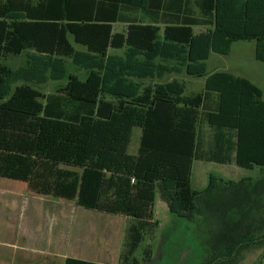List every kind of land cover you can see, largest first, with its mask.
Returning a JSON list of instances; mask_svg holds the SVG:
<instances>
[{"label": "trees", "instance_id": "1", "mask_svg": "<svg viewBox=\"0 0 264 264\" xmlns=\"http://www.w3.org/2000/svg\"><path fill=\"white\" fill-rule=\"evenodd\" d=\"M236 41L253 42L264 62V0H0V177L132 218L120 264H138L133 254L157 227L156 192L181 218L222 205L204 264H233L264 242V178L210 175L197 191L191 172L194 160L264 168L262 89L207 70L210 54ZM20 55L23 65L6 62ZM182 69L205 77L201 91L164 81ZM50 81L52 92L36 88Z\"/></svg>", "mask_w": 264, "mask_h": 264}, {"label": "rangeland", "instance_id": "2", "mask_svg": "<svg viewBox=\"0 0 264 264\" xmlns=\"http://www.w3.org/2000/svg\"><path fill=\"white\" fill-rule=\"evenodd\" d=\"M114 29L122 31L124 25L116 24ZM202 30V27L194 28L195 33ZM253 45V42L249 41H236L232 43L227 55L211 53L207 60V70L208 72L227 70L236 75L245 76L262 89L264 98V62L255 59ZM111 52L122 54L121 50H111ZM25 60V55H20L9 58L6 62L16 68L23 65ZM70 70L84 77L83 71H79L76 66H71ZM173 78L183 82L187 93H195L203 89L205 77L190 76L182 69L179 73L168 75L164 81H170ZM58 84V82L50 81L38 85L36 88L46 94L52 92ZM201 128L202 135L206 139L208 129L205 126ZM139 136L140 129L134 128L129 153H136ZM210 175L220 177L225 181L252 178L254 182L264 178V168L246 169L237 166L234 161L221 164L194 160L191 172L192 188L197 191L203 190L208 184ZM251 184L248 183L250 186ZM23 185L21 181L0 177V264H9L11 260L19 259V254H21L22 260L25 259V256L30 264H40L35 250L37 245L31 242L30 237L23 239L19 235L21 229L26 228L24 223L26 224L27 213L23 212L25 205L23 196L16 199L17 203L13 204L15 199H9L8 196L4 197L3 195V193H10L12 196L14 191L19 195V191L25 186ZM197 204L198 208L202 209L201 199L198 198ZM72 205H75L73 209ZM38 206L42 208L41 213L38 215L31 213L28 220L29 228L31 230L40 228L43 232L46 231L49 238H51L52 230L55 233L59 230L64 231L66 235V243L61 245L59 253H55L54 247L48 254L50 263L64 264L65 257L80 258L102 264L121 263L120 255L124 252L127 241L126 232L134 222L132 218L122 214L86 209L76 205L74 200H62L61 206L67 210L62 213L64 216H61L60 221L57 222V215L53 211L56 205L39 203ZM153 209L154 220L157 221L158 225L144 235V240L133 254L137 263L204 264L207 238L218 229V217H221L225 208L218 205L214 211L205 216L198 213L191 219L181 218L169 211L167 204L161 200L159 193L156 192ZM11 223L18 230L16 236H7L5 233ZM70 228L72 231L68 235ZM11 242L15 245L33 246V248L26 251L13 248L14 253L9 251L7 247V243L10 244ZM49 248L51 250V247ZM263 250V246L260 247L259 245L245 249L233 264H257L259 263V255ZM131 263L132 261L129 262V264ZM260 264H264V255Z\"/></svg>", "mask_w": 264, "mask_h": 264}, {"label": "crops", "instance_id": "3", "mask_svg": "<svg viewBox=\"0 0 264 264\" xmlns=\"http://www.w3.org/2000/svg\"><path fill=\"white\" fill-rule=\"evenodd\" d=\"M116 24H123L124 29H125L126 24L117 22V23L113 24V27ZM124 29L122 31H124ZM118 32H121V31H118ZM10 58H12V57H10ZM204 80H205V78H204ZM41 85H43V84H41ZM21 183H22V185L24 184L25 186L23 185L24 188L19 191L20 192L19 195L16 193V191H14V194L12 196L10 193L9 194L3 193V195H4V197L8 196L7 198H9V199L10 198L15 199L13 201V204L17 203L16 199H19L23 196L24 201H25L23 212L27 213L26 224L24 223V226L26 228L22 227L23 229H21V232L19 235L23 239H25V237H30L31 242H33L37 245V246H35V250H36V253L38 254L40 264H53V262L50 263V261L48 259V254L50 253V251H52V249H54V247H55V251H56L55 253L58 254L60 251L61 245L66 243V235L64 234V231L59 230L55 233L54 230H52L51 238H49V237H47L48 235L46 234V231L43 232V230L40 228L31 230L28 226V220H29V216L31 215V213L32 214L34 213L36 215L41 213L42 208H40L38 205H39V203H44L46 205H52V204L56 205V207L53 209V211H54V214L57 215V218H58L57 222H59L60 217L64 216V215H62V213H64L67 210L64 206H61V201L67 200V199H64L61 197H54V196H50V195L34 194L33 192H31L28 189L27 185L24 182H21ZM0 196H1V194H0ZM71 207L73 209L75 207V205H72ZM17 231L18 230H16V226L11 223V225L6 229L5 233L7 236H13V235L16 236ZM70 231H72V228H70V230L68 231V235L70 234ZM7 247L9 248V251L14 252V253H15V251L13 250V248H16V249L19 248L21 251L22 250H24V251L31 250L33 248V246H21L19 244L15 245L12 242L10 244L7 243ZM49 247H51V250ZM24 258L25 259L22 260L21 254H19V259L17 258V260L16 259L11 260L9 262V264H30L28 262L29 260L26 259L25 256H24ZM65 258H64V260H65Z\"/></svg>", "mask_w": 264, "mask_h": 264}, {"label": "flooded vegetation", "instance_id": "4", "mask_svg": "<svg viewBox=\"0 0 264 264\" xmlns=\"http://www.w3.org/2000/svg\"><path fill=\"white\" fill-rule=\"evenodd\" d=\"M254 246H257V245H254ZM259 246H260V247L263 246V249H264V242H261ZM263 255H264V250H263V252L259 255V258H258V259H259V263H257V264H260V263H261V260H262Z\"/></svg>", "mask_w": 264, "mask_h": 264}]
</instances>
